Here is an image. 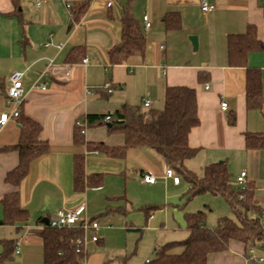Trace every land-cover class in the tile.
<instances>
[{"label": "crops", "instance_id": "crops-1", "mask_svg": "<svg viewBox=\"0 0 264 264\" xmlns=\"http://www.w3.org/2000/svg\"><path fill=\"white\" fill-rule=\"evenodd\" d=\"M85 1L46 0L36 6L32 0H0V76L5 82L0 113L12 108L7 103L10 74L23 71V111L42 124L41 138L50 145L31 162L18 187L20 203L29 210L28 221L5 224L0 201V252L1 240L19 242V252L7 264H44L42 220L59 208L85 205L87 216L100 224L87 231L84 264H144L163 244L188 236L184 213L200 208L180 207L185 200L182 178L177 184L166 177L167 164L158 151L141 146L130 148L125 157H113L89 152L74 139L76 120L88 114L113 112L125 103L143 106L147 98L150 107L161 109L168 85L197 90L200 124L189 134V144L197 150L186 160L190 169L201 174L204 165L225 159L233 178L242 170L247 171V181L264 178V149H247L245 141L247 132H264V50L247 57L248 65L261 72L263 90L262 108L248 109L247 67L231 65L227 49L229 34L243 33L249 24L257 27L264 42V0H207L215 6L209 12L202 10V0H115L112 8L101 0H88L86 12L76 21L67 2ZM128 6L145 33L146 51L112 65L109 52L121 40V17ZM168 14L179 18V27L169 26ZM145 15L151 21L149 29ZM191 35L198 36L196 49ZM76 46L85 48L83 59L87 56L88 63L67 60ZM200 71L207 78L199 79ZM108 82L112 92L105 87ZM221 101L228 102L227 110ZM20 132L17 119L0 130V198L13 190L6 176L20 162L19 151L12 147ZM85 138L123 144V136L109 133L106 126L87 128ZM81 153L87 174H104L101 186L75 189L74 157ZM149 172L156 176L155 183L144 180ZM152 204L159 209L150 215L137 210ZM95 233L96 242L91 240ZM251 246L264 258V242L246 245L232 240L226 251L209 254L208 263L264 264V259L252 258Z\"/></svg>", "mask_w": 264, "mask_h": 264}, {"label": "trees", "instance_id": "trees-1", "mask_svg": "<svg viewBox=\"0 0 264 264\" xmlns=\"http://www.w3.org/2000/svg\"><path fill=\"white\" fill-rule=\"evenodd\" d=\"M88 0L72 4L71 12L77 21L86 12ZM168 14L166 22L179 27V18ZM121 40L115 44L109 58L112 65L125 62L131 55L144 54L146 36L140 22L134 17L130 6L126 7L121 17ZM229 63L234 66H246V100L248 109H261L263 106L262 78L259 68L249 66L247 57L252 51H263L264 42L259 38L257 27L249 24L243 33L229 34L227 40ZM85 48L74 47L68 55L69 62L82 60ZM207 76L200 71L199 79ZM5 82L0 76V91H4ZM17 120L21 126L18 142L12 146L20 154V162L6 176V182L13 190L4 194L0 201L4 206V223L16 225L29 219V210L20 203L21 181L29 172L31 162L49 151V142L41 138L42 124L23 111ZM110 115L109 121L105 120ZM87 128L106 126L111 134L123 136L122 145H107L104 142L86 140L81 128H74V139L86 145L89 152L101 153L113 157H125L130 148L147 146L158 151L167 164L178 176L189 184L186 202L195 196L209 193L223 196L232 210V216H222L215 226L206 221V211H185L188 236L179 241L163 244L155 251V256L144 264H209L208 256L214 252L226 251L232 240L246 245L264 242V209L255 200L256 186L247 181L242 190L234 186L228 162L225 159L204 165L202 173L190 169L186 160L196 154V149L189 144V134L200 124L198 114L197 90L188 85H168L165 89L164 103L161 109L144 105L123 104L119 109L106 114H88L85 117ZM233 124L236 116L229 119ZM247 149H264V132H247ZM85 154L74 157V187L83 191L87 187L103 184L104 174H87ZM159 205L144 206L150 215ZM253 212V213H252ZM257 212V213H256ZM87 231L82 226L53 227L46 224L43 231L44 264H84L88 255L83 240ZM0 264H7L16 253L15 239L1 240Z\"/></svg>", "mask_w": 264, "mask_h": 264}, {"label": "built area", "instance_id": "built-area-1", "mask_svg": "<svg viewBox=\"0 0 264 264\" xmlns=\"http://www.w3.org/2000/svg\"><path fill=\"white\" fill-rule=\"evenodd\" d=\"M30 1V0H26ZM36 6H40L42 2L46 0H32ZM105 4L107 8H112L115 5V0H101ZM72 3L67 2V7L71 8ZM202 10L204 12H209L213 10L215 7L213 4L209 3L207 0H202L201 4ZM144 22H145V28L149 29L151 27V21L149 20V17L147 15L144 16ZM59 47L61 45L59 44ZM84 63L89 62V58L86 56L83 59ZM41 88H46L45 85H40ZM105 87L107 88L108 92L113 91V86L110 82L105 84ZM205 88H209V84L205 85ZM26 90L24 86V72L23 71H13L9 76L8 81V90H7V103L12 106L10 111H5L0 113V130L11 120V119H17L21 112V104L25 98ZM144 106L150 107L151 106V100L149 98L144 99ZM221 108L223 110L228 109V102L221 101ZM111 118L110 115H106L105 120L109 121ZM76 125L81 128V132L85 134L87 132V121L85 119H77ZM166 177L173 178L174 182L179 184L180 183V176L176 175L174 170L170 167L166 168L165 171ZM144 180L149 183H155L157 178L152 173H145L144 174ZM237 182L241 185H245L247 182V171L242 170L240 174L237 176ZM49 223L53 227H73V226H82V228L86 231L89 230H97L100 227L99 222L96 219H91L87 216L86 213V207L85 205H81L75 209H64L59 208L57 209L50 217H49ZM92 241H98L99 236L98 234H93L91 236ZM84 241L86 243V236L83 240H79V243ZM249 251L251 253L252 258L263 260V257H258L255 254L254 246L249 247ZM16 252H19V242L16 244ZM149 261V260H148Z\"/></svg>", "mask_w": 264, "mask_h": 264}, {"label": "rangeland", "instance_id": "rangeland-1", "mask_svg": "<svg viewBox=\"0 0 264 264\" xmlns=\"http://www.w3.org/2000/svg\"><path fill=\"white\" fill-rule=\"evenodd\" d=\"M181 178H182V189H184L182 193L185 199L183 203H185L187 200L186 195H187L189 188H188V182L183 177ZM236 179L237 177L233 178L234 186L237 189L242 190L245 185H241L240 183L237 182ZM254 183L256 186V191H255L256 202L259 203L262 209H264V178L258 179ZM144 206L146 205L137 207V210H140L141 212L145 211ZM185 207H190V208L192 207L194 209L200 208L202 210H205L207 213L206 221L209 226H215L218 223L219 218L222 216H232L233 215L230 205L228 204V202L223 196L212 195L209 193L195 196L194 198H192L191 200L187 202ZM154 256L155 254H153V257ZM151 257H152V253H151Z\"/></svg>", "mask_w": 264, "mask_h": 264}, {"label": "water", "instance_id": "water-1", "mask_svg": "<svg viewBox=\"0 0 264 264\" xmlns=\"http://www.w3.org/2000/svg\"><path fill=\"white\" fill-rule=\"evenodd\" d=\"M190 39H191V41H192V43L194 45V48L196 49L197 46H198V36L197 35H191ZM42 221L45 222L46 224L49 223V219L48 218H44Z\"/></svg>", "mask_w": 264, "mask_h": 264}]
</instances>
